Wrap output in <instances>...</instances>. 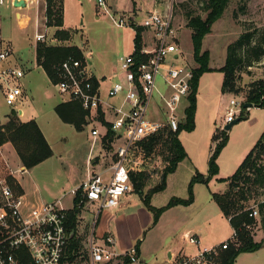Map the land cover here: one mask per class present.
<instances>
[{
	"label": "rangeland",
	"instance_id": "obj_1",
	"mask_svg": "<svg viewBox=\"0 0 264 264\" xmlns=\"http://www.w3.org/2000/svg\"><path fill=\"white\" fill-rule=\"evenodd\" d=\"M167 3V0H105L109 11L107 12L98 4V0H64V23L71 37L68 40L57 38V42L52 40L56 37L57 28L46 27L42 4L38 13L36 5L24 9L0 4V49L7 45L12 46L14 59L20 60L21 63L26 62L21 66L28 74L19 82L26 93L17 102H9L6 95L0 91V124L7 120L13 108L16 110L23 107L26 112L23 118L33 115L37 119L54 152L53 156L42 164L21 172L20 169L24 166L19 163L17 155L15 153L13 155L9 147L4 151L0 150V162L4 163L1 164L3 175L12 174L14 179L18 177L26 195L32 201L54 202L62 198V205L72 208L70 190L86 179L88 169L100 163L104 157L107 159L110 156L106 154L109 153L108 150L105 152L100 147L99 141H96L93 147L91 124L78 130L75 125L64 122L56 113L55 106L61 102L63 96L50 78L35 67V22L39 20V31L46 33V41L43 43L82 48L86 59L92 62L90 68L94 74L99 78L106 77L102 78L104 79L102 85L107 88L117 79V76L109 79L117 59L132 52L136 35L134 27H142L149 11L163 9ZM173 3L175 28H177L180 47L179 58L175 62L190 65L192 68L197 67L188 16L202 15L205 18L206 0H173ZM16 13L29 15L32 20L23 24ZM112 16L116 19L123 18L127 26H116ZM246 30L255 32L253 44L264 38V0H232L203 41V51L208 52L209 67L212 70L204 73L199 81L195 127L192 130L185 129L179 134L187 157L179 163L174 172L168 175L166 188L152 196L151 204L156 208L164 207V209L156 218L155 213L144 204L140 192L133 191L123 196L128 202L119 214L124 216L121 220L127 224V230L131 234L142 230L137 241L140 240L139 248L143 264L168 263L169 248L174 250L176 255L180 251L187 255L183 260L193 256L196 251L195 244L190 243L187 236L185 237V232L188 230L192 231L190 235H199L203 245L207 247L216 246L224 237L232 236L230 223L221 215L220 207L213 200L212 193H222L227 190L228 179L263 134L264 107L262 106L248 108L244 112L246 118L235 122L229 130H226L227 141L217 158L219 172L210 178L208 183L193 184V203L169 207L167 205L174 198H189V185L197 172L208 175L210 156L224 138L223 131L227 125L225 118L230 100L239 101L241 104L236 107L242 109V103L246 101L252 84L264 79L263 57L254 61L251 66L239 67L236 76L238 93L225 91L223 88L224 73L221 67L226 62L227 48ZM184 106H188L187 101H184ZM239 117L240 114H237L235 119ZM94 157L96 164L91 163ZM144 161L143 169L150 174V181L144 188V193H147L161 181L165 165L163 159L159 157ZM260 162L264 164V155ZM136 172L140 171L136 169ZM15 181L18 183L16 179ZM243 187L246 189V186ZM244 196V198L241 195L237 196L239 204L247 209L258 208L264 201V188L247 192ZM94 211L87 209L84 213L81 212L78 218L77 228L79 232L84 229L83 238L86 246L91 233ZM108 211L112 212L114 208ZM114 215L115 212L109 215L112 227H115L114 222L118 223L115 217L112 219ZM100 216L96 227L98 232L101 230V222L104 223L108 219L106 210ZM263 216L264 213L262 215L260 213L251 223V234L257 242L264 243ZM140 224L143 225L141 228H139ZM229 241L236 242L237 239L231 238ZM224 245L225 243L216 246L217 253L208 264H219L218 252ZM118 259L120 257L112 260L110 264H118ZM85 261L88 259L83 258L78 264ZM121 263L122 259H120ZM132 264L136 263L132 262ZM236 264H264V248L240 254Z\"/></svg>",
	"mask_w": 264,
	"mask_h": 264
},
{
	"label": "built area",
	"instance_id": "obj_2",
	"mask_svg": "<svg viewBox=\"0 0 264 264\" xmlns=\"http://www.w3.org/2000/svg\"><path fill=\"white\" fill-rule=\"evenodd\" d=\"M24 1L26 6L18 8L36 5L38 13L42 4L43 18L47 20V0ZM167 1L163 9L148 12L142 26L145 35L139 54H135L134 46L132 53L118 58L117 79L109 87H103L104 79L95 76L86 58L70 56L57 66L58 81L54 85L63 96L62 101L81 104L87 111L84 126H92L93 147L99 141L100 147L110 154L107 159L103 156L105 160L100 163L91 162L96 165L88 169L86 179L70 190L73 207L74 198L79 197L82 213L87 209L95 210L86 253L83 256L78 251L73 261L69 259L73 230L69 229L68 220L73 207L62 205V198L54 202L32 201L10 184L9 176L14 175H0V264H25L27 258L32 264H78L83 258L88 261L82 264H108L123 255H128L133 262L140 261L136 246L119 253L115 249V237L108 233L97 239L95 226L104 210L118 208L123 196L134 191L131 172L136 169L141 172L145 166L144 157L137 155L139 145L165 127L176 132L186 120L188 106H184V101L190 104L193 68L175 62L180 47L174 3ZM14 2L0 0V4L13 7ZM98 4L109 12L105 0H98ZM112 19L118 27L127 26L123 18L112 16ZM36 24L39 25V20ZM45 39L46 33L39 31L38 26L35 40L44 42ZM52 40L58 41L57 37ZM24 77L25 70L14 63L13 47L7 45L0 50V91L9 102L15 103L22 97L24 91L19 82ZM238 104L241 103L230 100L226 124L235 120L237 114L241 115ZM110 132L111 139L108 138ZM248 211L254 219L260 214L259 207L248 208ZM247 229L251 232L252 225H247ZM237 236L234 231L232 240ZM187 238L198 246V251L175 264H208L217 253L216 246L202 247L199 237L188 235ZM223 243L228 245L229 240Z\"/></svg>",
	"mask_w": 264,
	"mask_h": 264
},
{
	"label": "trees",
	"instance_id": "obj_3",
	"mask_svg": "<svg viewBox=\"0 0 264 264\" xmlns=\"http://www.w3.org/2000/svg\"><path fill=\"white\" fill-rule=\"evenodd\" d=\"M232 0H206L204 12L206 17L202 15H189L188 26L192 29V43L194 60L197 67H193L192 92L189 96L190 104L186 108V120L181 123L176 132L171 131L168 127L163 128L155 135L151 136L138 147L137 155H141L145 160L152 157H159L164 161V169L161 175V181L144 193V188L150 181V174L143 170L141 172H131L134 184V191L140 192L146 207L155 213L157 218L158 213L164 209L156 208L151 204V199L154 193L162 191L167 186V177L174 172L179 163L187 157V152L183 143L179 138L181 131L187 129L192 130L195 127V117L197 111V92L201 76L207 71L212 70L209 67V55L207 51H203V41L207 34L212 30L213 24L220 19L227 10ZM46 26L56 27V37L61 40H68L71 37L69 30L63 29L64 26V0H47L46 10ZM136 35L134 44L136 47L135 54L138 55L143 44L144 27H136ZM255 32L246 30L239 38L231 43L227 48V58L225 65L221 67L224 73L223 88L225 91L238 93L239 89L236 84L237 72L240 66H251L254 61H258L264 57V38L253 44ZM37 62L47 73L52 83L58 81L57 66L70 56L76 59L84 60L86 57L82 48L78 46L65 45H47L43 42H38L36 46ZM246 102L255 103L258 107H264V79L256 81L252 84L249 90L246 101L242 103V112L240 119L245 118L244 112L248 108L244 107ZM56 113L66 123L75 125L78 130L83 129L87 111L81 104L74 101L60 102L55 107ZM9 120L0 125V146L11 142L19 155L22 164L31 169L42 163L46 159L53 156V150L44 133L39 127L35 119L29 121H21L18 112L12 109L8 115ZM224 138L222 142L213 151L209 160L208 175H202L197 172L189 185V198H174L168 203V207L176 204L189 205L194 201L193 184L196 182L208 183L210 178L217 175L219 166L217 158L221 148L227 141V131H223ZM109 139L112 138V133H109ZM264 155V132L247 154L243 162L237 168L235 173L228 179L229 187L225 192L212 193L213 200L219 205L223 214L229 219L234 231L237 232V241H229L218 252L219 264H235L237 257L241 253L255 252L264 247L263 242H257L252 236L247 225H250L255 219L249 216V211L244 205L239 204L238 195H244L253 190L264 188V164L260 162ZM9 182L20 193H23L22 187L15 183V179L9 177ZM246 186V189L242 186ZM79 197L74 198V207L69 211L68 227L70 230H75V235L71 239L69 259L74 260L76 253L81 250L83 235H77L78 218L81 212L79 205ZM259 212L264 213V202L259 204ZM264 224V216L262 217ZM140 240L136 243L138 256L140 255L139 248ZM121 264H130L131 258L128 255L120 257ZM25 264H32L30 259H26ZM110 264V263H108Z\"/></svg>",
	"mask_w": 264,
	"mask_h": 264
},
{
	"label": "crops",
	"instance_id": "obj_4",
	"mask_svg": "<svg viewBox=\"0 0 264 264\" xmlns=\"http://www.w3.org/2000/svg\"><path fill=\"white\" fill-rule=\"evenodd\" d=\"M65 11V10H64ZM16 16H17V18H18V16L21 18V22L23 23V24H26L27 22H29L30 20H32V18H31V16H29V15H24L23 13H16ZM25 17V18H24ZM37 27H38V25L36 24V22H35V29H36V31H37ZM46 27H48V26H46ZM63 29H66V30H68L67 28H66V26H65V23H64V26L62 27ZM36 31H35V33H36ZM136 34V33H135ZM144 35H145V33H143ZM147 37V36H146ZM37 41L35 40V34H34V53H35V61H36V65H35V67H37V69H40V70H42L43 72H44V74L45 75H47V73L45 72V70L42 68V66H40L39 64H38V62H37V54H36V46H37ZM134 44H133V49H132V52H133V50H134ZM3 48H1L0 50H2ZM131 52V53H132ZM14 63H17V64H19L20 66L21 65H25V61L24 62H22L21 63V61L20 60H18V59H14ZM92 63V62H91ZM22 67V66H21ZM23 68V67H22ZM24 69V68H23ZM25 70V69H24ZM30 70V69H29ZM94 73V72H93ZM111 73H112V75H111V77L110 78H112V77H115L116 76V74L118 73V59H117V61H116V63L114 64V67L112 68V70H111ZM26 75H28L27 73H26V71H25V77H26ZM96 76V75H95ZM47 77H48V75H47ZM99 78V77H98ZM101 78V77H100ZM102 78H106L105 76H103ZM24 91V90H23ZM25 93L26 92H24L23 93V95H25ZM22 95V96H23ZM23 101H24V99H23ZM61 102H62V99H61ZM59 104V103H58ZM56 107V106H55ZM13 109H15V108H13ZM16 111L18 112V116H19V118H20V120L21 121H29V120H31V119H35L36 121H37V119L35 118V117H33V115H32V117L30 116V117H27V118H23V116H26V112H25V109L22 107V108H19V109H17L16 108ZM9 120V118L7 117V120L4 122V123H1L0 125H3V124H5L7 121ZM37 123H38V125H39V127L41 128V130H42V132L44 133V131H43V129H42V127H41V125L39 124V122L37 121ZM44 135H45V133H44ZM47 139V138H46ZM10 148L11 150H12V152L11 153H13V155H14V153H15V155H17L16 157H17V159L19 160V163L20 164H22V162H21V159H20V157H19V155L17 154V151H16V149H15V147L13 146V144L11 143V142H7V143H5V144H3V145H1L0 146V150L1 151H4V150H6L7 148ZM1 164H4L3 162H0V175H2V176H4L3 175V171H1ZM42 164V163H41ZM24 166V165H23ZM25 167V166H24ZM23 168V167H22ZM26 168V167H25ZM27 169V168H26ZM5 176H8V174H6ZM11 176V175H10ZM9 176V177H10ZM11 177H13V176H11ZM15 179L17 180V182L19 183V185L22 187V191H23V193H25V189H24V187L22 186V184H21V181H20V179L18 178V177H15ZM16 189V188H15ZM26 194V193H25ZM33 201H36V200H33ZM127 200H125V199H123L122 200V202H121V205L118 207V208H116V209H114V211H108V210H106V214H108V219L107 220H105L104 221V223H102L101 222V230L98 232L97 231V223H98V220L100 219V217L101 216H99V218H98V220H97V223H96V226H95V234H96V237H97V239H99L101 236H105V235H107L108 233H110L111 235H113L114 237H115V239H116V245H115V249L119 252V253H124V252H126V251H128L130 248H132L133 246H135L136 245V241H137V239L139 238L138 236L142 233V230L140 229L138 232H134L133 234H131L128 230H127V224H125L121 219L124 217L122 214H119V211L120 210H122V209H124V207H125V205L127 204ZM41 203H43V202H41ZM218 207H219V205H218ZM92 211V210H91ZM220 211H221V215H223L224 217H226L224 214H223V212H222V210L220 209ZM88 212V211H87ZM86 212V213H87ZM113 212H115V215L114 216H112V219L115 217V220H118V223H116V222H114V226L115 227H112V223L109 221L110 220V217H109V215H111V213H113ZM93 215V214H92ZM119 215V216H118ZM117 216H118V218H117ZM227 218V217H226ZM227 220H228V222L230 223V221H229V219L227 218ZM100 222V221H99ZM120 223V224H119ZM119 224V225H118ZM141 226L139 227V228H141L143 225L142 224H140ZM230 226H231V224H230ZM92 227H93V220H92V224H91V229H92ZM143 229V228H142ZM84 230V229H83ZM83 230H80L81 232H77L78 234L77 235H83L84 234V232H83ZM231 230H232V236H233V233H234V229H233V227L231 226ZM192 233V231L191 230H188L187 232H185V237L186 236H188V235H190ZM196 236L197 237H199V239H200V243H201V246L203 245V243H202V240H201V238H200V236L199 235H197L196 234ZM232 236L231 237H224L223 239H221V241H220V243H218V244H216V246H218V245H220V244H222L224 241H226V240H229V239H231L232 238ZM123 237H124V240H123ZM83 238V237H82ZM87 239V238H86ZM88 240V239H87ZM118 240V241H117ZM82 245H84L83 247V249L82 250H79V252H81L82 253V255L84 256V254L86 253V250L85 249H87V246H86V243H85V238H83L82 239ZM204 246V245H203ZM262 248H264V247H262ZM195 250L196 251H198V246H196L195 245ZM168 251H169V255H170V257H169V261H168V263H166V264H175L176 262H179V261H183V257H185V256H187V255H185V254H183L182 253V251H180L177 255L175 254V252H174V250H172V249H168ZM196 251H194V255L197 253ZM246 253V252H245ZM242 254V253H241ZM81 255V256H82ZM82 256V257H83ZM141 252H140V255H139V259H140V261L139 262H133V263H136V264H143L142 262H143V260L141 259ZM240 256V255H239ZM239 256L237 257V259H236V262H235V264L237 263V260H238V258H239ZM71 261H73V260H71ZM118 261H119V263L118 264H120V259H118ZM79 262V261H78ZM130 264H132V263H130Z\"/></svg>",
	"mask_w": 264,
	"mask_h": 264
},
{
	"label": "water",
	"instance_id": "obj_5",
	"mask_svg": "<svg viewBox=\"0 0 264 264\" xmlns=\"http://www.w3.org/2000/svg\"><path fill=\"white\" fill-rule=\"evenodd\" d=\"M14 5H15V7H17V8H18V7H25V6H26V3H25L24 0H15ZM253 106H256V104H255V103H252V102H246V103L244 104V107H246V108H251V107H253ZM245 118H246V116H245ZM239 119H240V118H237V119L233 120L232 122H229V123L225 126L224 129H225V130H229V129L233 126V124H234L235 122L239 121ZM94 161H95V158H93L91 162H94ZM74 235H75V231L73 230V231L71 232V234H70V238L72 239V238L74 237Z\"/></svg>",
	"mask_w": 264,
	"mask_h": 264
}]
</instances>
